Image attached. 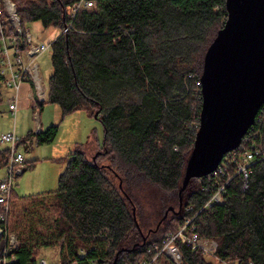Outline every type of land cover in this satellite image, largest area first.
<instances>
[{"label": "trees", "instance_id": "trees-1", "mask_svg": "<svg viewBox=\"0 0 264 264\" xmlns=\"http://www.w3.org/2000/svg\"><path fill=\"white\" fill-rule=\"evenodd\" d=\"M13 1L24 30L36 22L60 32L72 26L52 46L48 102L63 118L87 112L104 129L93 156L82 148L68 154L58 190L37 195L52 200L42 221L25 218L13 205L14 192L7 212L0 205V226L18 240L14 264H38L36 250L53 246L60 247L61 264L151 261L149 249L194 217L190 206L199 211L210 197L203 179L191 180L182 202L179 193L200 127L204 57L228 19L227 0H95L75 17L74 6L86 0ZM3 89L0 76V106ZM59 129L26 140L51 144ZM258 129L264 139V122L248 133ZM8 160L9 151L0 152V168ZM252 170L247 191L234 181L226 201L194 222L200 237L217 241L222 263L264 264V159ZM192 182L199 183L196 191L189 190ZM178 245L182 264H211ZM5 247L4 238L0 254Z\"/></svg>", "mask_w": 264, "mask_h": 264}, {"label": "built area", "instance_id": "built-area-1", "mask_svg": "<svg viewBox=\"0 0 264 264\" xmlns=\"http://www.w3.org/2000/svg\"><path fill=\"white\" fill-rule=\"evenodd\" d=\"M95 4V0H86L74 6L73 17L82 8L90 9L95 7ZM71 28L72 26L68 25L61 34H65ZM54 42H37L31 32L22 28L16 3L13 0H0V76L3 80V88L15 92L9 101V111L15 118L19 110L20 91L24 85L29 87L26 96L29 103L30 100L35 103L34 109L46 103V89L43 86L38 59L42 54L52 50ZM35 116L36 118L39 117L37 112ZM256 121L263 123L264 118L256 117L255 123ZM258 137L259 141L256 140ZM29 142L32 143V140L22 141L15 134L0 137V144L11 146L7 174L5 179L0 182V205L4 206L6 212L10 208L15 180L21 177L25 170L23 169L25 159L23 155L17 154V148L20 143L28 144ZM260 159H264V139L258 129L247 133L240 147L225 155L215 172L201 178L204 183L202 190L210 195L209 200L199 211H195L194 207L190 206L189 211L194 213V217L187 219L184 226L176 233L166 234L161 244H155L151 247L149 253L154 254L153 259L142 264H158L162 259L168 260L171 264H182L183 255L178 243L186 245L193 251L200 252L205 257L220 261L217 256V241L200 237L194 222L203 211L226 201L228 187L234 181L239 180L242 192L247 191L250 186L252 169ZM4 214L1 215V219L5 218ZM4 238L6 247L0 254V264H14L17 261L13 254V251L18 247L17 237L8 233L7 228L0 226V241ZM40 264L47 263L41 260ZM224 264L232 263L224 262Z\"/></svg>", "mask_w": 264, "mask_h": 264}, {"label": "water", "instance_id": "water-1", "mask_svg": "<svg viewBox=\"0 0 264 264\" xmlns=\"http://www.w3.org/2000/svg\"><path fill=\"white\" fill-rule=\"evenodd\" d=\"M226 4L228 19L204 57L200 127L181 202L191 180L215 172L224 156L240 147L264 106V0Z\"/></svg>", "mask_w": 264, "mask_h": 264}, {"label": "rangeland", "instance_id": "rangeland-1", "mask_svg": "<svg viewBox=\"0 0 264 264\" xmlns=\"http://www.w3.org/2000/svg\"><path fill=\"white\" fill-rule=\"evenodd\" d=\"M25 30L31 32L37 42L43 43H51L61 35L59 30L55 28L46 29L40 22L28 24ZM52 55L53 51L51 50L42 54L38 59L43 86L47 95L43 109H40V107L34 109L35 103L30 100L28 107L19 105L15 118L9 111V101L15 95V92L10 89H3V103L0 106V137L15 134L22 141H25L31 133L37 134L40 130H46L53 125H59L60 127L56 140L51 144L39 146L35 140L31 139L32 143H20L17 148V154L23 155L25 159L23 169L26 172L15 180L14 195L16 199H14L13 205L25 210V213H23L25 218H32L33 221H35V218L36 221H42L45 217L44 209L46 207L50 208L51 198H42L37 195L58 190L59 177L66 168L68 154L82 148L89 152V156H93L103 144L104 139L103 126L95 117H91L87 112L80 111L63 118L60 107L48 102L49 79L53 74ZM36 112L39 116L37 118L35 116ZM10 149V145L0 144V152L10 151ZM31 160L33 166L29 167ZM7 169V167L0 168V182L5 179ZM198 187L199 183L192 182L189 190L196 191ZM153 194L156 195L154 192ZM51 212L54 211L51 210ZM18 214L20 212L16 215ZM8 233L16 236L11 230ZM163 234L161 231L155 238H161ZM35 256L36 259L44 257L48 264H61L60 247L57 246L38 249ZM206 259L211 264H224L211 257H206ZM166 262L167 260H161L158 264H166Z\"/></svg>", "mask_w": 264, "mask_h": 264}, {"label": "crops", "instance_id": "crops-1", "mask_svg": "<svg viewBox=\"0 0 264 264\" xmlns=\"http://www.w3.org/2000/svg\"><path fill=\"white\" fill-rule=\"evenodd\" d=\"M28 89H29V87L26 85H24L22 88H21V91H20V102H19V105L21 106V107H28V104L30 105V103H29V101H28V99H27V92H28ZM24 101V102H23ZM43 130V129H42ZM30 165H32L33 166V161L31 160V162L29 163V165L28 166H30ZM37 260H39L38 261V264H39V262L41 261V260H44V261H46V263L48 264V262H47V260H45V258L44 257H42L41 259H37Z\"/></svg>", "mask_w": 264, "mask_h": 264}]
</instances>
